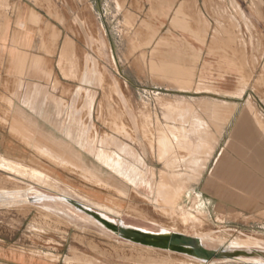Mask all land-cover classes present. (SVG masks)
Segmentation results:
<instances>
[{
	"label": "rangeland",
	"instance_id": "374dc122",
	"mask_svg": "<svg viewBox=\"0 0 264 264\" xmlns=\"http://www.w3.org/2000/svg\"><path fill=\"white\" fill-rule=\"evenodd\" d=\"M206 1L213 18L200 40L201 60L196 66L173 60L154 67L175 81L162 82L149 60L159 61L163 53L156 42L168 36L170 0H25L71 37V51H58L50 91L32 82L20 99L26 108L15 106L11 126L10 114L0 119L7 127L0 133V264L189 263L181 262L187 259L183 254L132 244L98 222L84 221L72 212L70 200L87 205L79 197L119 212L104 214L129 226L157 231L174 223L188 235L215 231L225 246L207 242L209 249L230 248V240L245 234L264 239V208L257 215L219 209L195 183L221 132L218 108L229 101L264 108V0ZM15 7L0 2V31L2 20L18 27L11 17ZM28 20L40 25L35 12ZM211 25L220 34L211 33ZM31 66L39 68L38 57ZM83 82L93 83V90L78 84ZM217 82L238 97L197 101L213 112V131L195 113V100L177 95L214 90L211 83ZM0 102L12 110V100ZM43 124L59 140L40 133ZM69 142L78 144L80 157L68 150ZM30 182L68 191L35 185L40 192L30 193L29 203Z\"/></svg>",
	"mask_w": 264,
	"mask_h": 264
},
{
	"label": "crops",
	"instance_id": "0c3cea01",
	"mask_svg": "<svg viewBox=\"0 0 264 264\" xmlns=\"http://www.w3.org/2000/svg\"><path fill=\"white\" fill-rule=\"evenodd\" d=\"M1 1L16 4L11 17L17 18L18 24V27L14 28L2 20L0 31V100H12V110L0 102V119L10 114L9 126H11L15 106L19 104L26 108L20 103V99L30 89L32 82H40L50 91L49 84L55 69H58L56 64L59 58L58 51H61L63 55L71 51V37L65 35L56 24L43 20L41 14L25 4V0ZM205 2L207 1L170 0L171 5L167 11L170 15L167 34L169 37L162 36L160 38L164 42L158 44L160 38L156 42V48L158 46L157 49L163 52H159L161 55L159 61L155 57L149 60L152 74L157 72L162 77V82L175 81L172 75L163 76L159 70L153 69L154 67L159 69L163 64L173 60L179 61L184 67L193 64L196 66V63L201 60L205 46L200 40H203L204 35H208V23L210 24V18H213L203 5ZM235 8L237 9V6ZM31 12L38 15L40 25L37 23V27H33V23L28 20ZM174 18L176 21L172 22ZM5 24L6 27H4ZM215 31L220 34L218 28L211 25L210 32L215 33ZM197 52H200V56L194 60ZM33 56L38 57L40 61L37 70L31 66ZM64 68L67 73L73 72L69 70V65ZM60 79L65 80L67 84L75 83L63 76ZM78 84L92 89L91 84L93 83ZM211 84L214 90H193L190 96H177L195 100V113L204 116L214 131V123L209 122L208 119V115H212L213 112L198 106L197 101L201 99L225 100L226 97L237 98L238 96L232 94L231 90L223 89L219 86V82ZM177 88L183 92L188 91L178 86ZM80 101L79 96L78 104ZM220 109L221 107L218 108L217 114L223 117V123L220 124L221 132L217 134L211 155L206 160L199 179L195 183H200L202 194L218 205L219 209L257 215L264 208V108L240 107L235 101H229V106H222L223 111ZM5 130L7 127L0 122V133ZM39 132L59 140V136L50 132L44 124L39 127ZM67 145L71 153L81 156V150L76 148L77 143L69 142Z\"/></svg>",
	"mask_w": 264,
	"mask_h": 264
},
{
	"label": "water",
	"instance_id": "95a60500",
	"mask_svg": "<svg viewBox=\"0 0 264 264\" xmlns=\"http://www.w3.org/2000/svg\"><path fill=\"white\" fill-rule=\"evenodd\" d=\"M76 209L94 218L110 232L132 243L142 246L169 250L175 253L188 255L201 260H224L240 257H260L264 259V250L255 248H206L198 238L181 232L168 231L166 229L152 231L145 228L129 226L120 221H113L97 209L89 208L80 202L70 200Z\"/></svg>",
	"mask_w": 264,
	"mask_h": 264
},
{
	"label": "bare ground",
	"instance_id": "6f19581e",
	"mask_svg": "<svg viewBox=\"0 0 264 264\" xmlns=\"http://www.w3.org/2000/svg\"><path fill=\"white\" fill-rule=\"evenodd\" d=\"M227 103V102H226ZM229 106V103L225 104L223 107H227ZM229 108V107H228ZM222 109V107H221ZM220 109V110H221ZM219 110V112H220ZM223 111V110H221ZM228 111V110H227ZM222 113V112H221ZM224 114V113H223ZM219 117L221 119H223V117H221V115L219 114ZM219 120V119H218ZM49 179V178H48ZM43 181V180H42ZM49 181V180H48ZM35 182V181H34ZM34 182H30L29 186L26 188V192H25V196L27 198V201L29 203H32L31 200H30V193L31 194H38L40 191L36 188V186H40V187H43V188H46V189H49V190H56V191H59L63 194L66 193V190L68 191V189H62L58 187H55L54 184H49V185H40V184H37V183H34ZM43 183V182H42ZM56 183V182H55ZM58 183V182H57ZM36 185V186H35ZM60 187V186H59ZM65 188V187H64ZM70 191V190H69ZM74 193V192H73ZM62 195V194H61ZM81 200L85 201V203H87V206L89 208H94V209H97L99 210L100 212H102L103 214L106 213V214H110L112 216H118L120 213H114V212H111L107 209H104L101 206V203H100V206H97V205H94L92 203H89L87 202L86 200L82 199L81 197H79ZM76 200V199H75ZM95 203V202H94ZM41 204V203H40ZM55 204V203H54ZM42 207H47L49 209H51V207L49 206H46L44 204H41ZM104 205V204H103ZM107 204H105L104 206H106ZM107 208V207H106ZM50 211V210H49ZM61 211L60 214H64L66 215L64 212H62V210H59ZM58 211V212H59ZM74 213H79L80 214V218L83 219L84 221H88V222H92V223H95L97 224V221L90 217L89 215L81 212L80 210L78 209H73ZM73 214V213H72ZM127 214V213H126ZM128 215V214H127ZM70 217V216H69ZM74 218V217H73ZM116 218V217H115ZM145 221V220H144ZM72 222V221H71ZM174 224V223H173ZM168 225L169 226V229H166L168 231H175V232H181L182 231H179V226H174V225ZM182 224V222H181ZM180 224V225H181ZM184 224V223H183ZM179 227V228H178ZM81 229V228H80ZM86 231V230H85ZM101 232V231H100ZM104 232V231H103ZM96 233V232H95ZM185 233V232H184ZM213 233H215V231H202V232H196L194 235V237L198 238V240L205 246V244L207 242H217L221 245H224L225 241H224V238H218L216 236L213 235ZM119 242V241H117ZM132 244H135V243H132ZM213 244V243H212ZM214 245V244H213ZM225 246V245H224ZM146 248H151L153 250H162V249H158V248H154V247H148V246H144ZM230 248H233V249H241V248H255V249H259V250H264V239H260V238H257L253 235H248V234H245L243 238H234L232 240L229 241V246ZM213 248V247H212ZM219 248V247H218ZM216 249V248H215ZM168 253H171L173 251H169V250H166ZM170 255V254H168ZM171 256V255H170ZM187 256V259L184 260V258H181L182 261L181 262H189L191 264H264V259L260 258V257H240V258H234V259H224L222 261L220 260H217V261H212V260H209V261H206V260H201V259H196V258H193L191 256H188V255H185ZM174 257V256H173ZM176 258V257H175ZM180 259V258H178ZM184 262V263H185ZM187 263V264H189Z\"/></svg>",
	"mask_w": 264,
	"mask_h": 264
}]
</instances>
